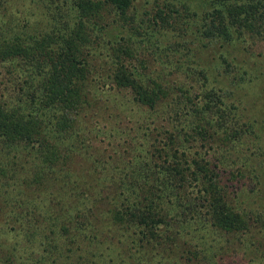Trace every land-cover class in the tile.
Here are the masks:
<instances>
[{
  "label": "trees",
  "instance_id": "1",
  "mask_svg": "<svg viewBox=\"0 0 264 264\" xmlns=\"http://www.w3.org/2000/svg\"><path fill=\"white\" fill-rule=\"evenodd\" d=\"M50 1L65 19L40 30L0 5V173H29L9 218L55 204L64 240L34 264H125L130 245L144 264H264V204L245 199H264V0H71L72 17ZM154 49L172 61L149 67ZM247 137L258 169L232 158Z\"/></svg>",
  "mask_w": 264,
  "mask_h": 264
},
{
  "label": "rangeland",
  "instance_id": "2",
  "mask_svg": "<svg viewBox=\"0 0 264 264\" xmlns=\"http://www.w3.org/2000/svg\"><path fill=\"white\" fill-rule=\"evenodd\" d=\"M5 2L6 6L4 9V12L2 14L3 17H10L11 14H15L16 18H22V15L29 16V20L34 26L36 25L37 29L40 30V28H43L44 26L48 25V23L57 24V20L59 17H63L61 15H58L56 11L53 9L52 1L50 0H24L19 2L18 4H15L12 0H0L1 2ZM60 0L58 3L62 4L63 9L62 11L65 12V15L70 14V17L74 16L73 11L70 9L71 0ZM149 1L148 4L145 2ZM199 0H170V2L178 3L183 2L192 5L194 8L198 7ZM153 3V0H136L135 5L137 9L142 12L145 7L151 6ZM146 8V9H147ZM25 13V14H24ZM14 17V16H13ZM65 19V17H63ZM19 20V19H18ZM127 33V34H126ZM103 35L105 38L109 39V41L118 39L119 36L126 37L128 35V32L126 30H122L117 27H111L108 30L103 32ZM191 40L197 39V36H191ZM174 41V40H173ZM106 52H109L110 50H105ZM151 54L149 51L145 52V62L149 67L152 68V65H156L155 61L164 66L167 65L168 61H172V56H169L166 58L163 53H160V51L154 49ZM96 54H99L98 51H96ZM99 58V56H98ZM102 58V57H101ZM102 69H106V66L103 65L102 61ZM0 75L6 79L10 78L9 74L5 73V70L0 68ZM7 80V79H6ZM102 90L105 91L104 94H106L109 91V87L106 86L105 88H102ZM100 92V91H99ZM113 91L110 93L112 94ZM111 94L104 95V100L106 97L111 98ZM120 95V94H119ZM95 97V96H94ZM97 100L100 98H103L102 95H99L98 97H95ZM99 98V99H98ZM109 106L108 102L105 101L104 105L102 106ZM135 110V107H133ZM106 110V109H105ZM98 111L96 115H94V119L99 120L98 125L99 126H105V127H111L113 126V118L118 117V113L116 111ZM107 112V113H106ZM150 115V114H149ZM132 116L135 117V112L132 113ZM115 121V120H114ZM123 126L125 127V124L123 123ZM138 134V133H137ZM136 134V135H137ZM251 140L249 137L244 139V143L242 146L238 149V152L234 153L233 157L235 156H244L247 158V162H249V165H252L255 167V169H258L257 166L258 162L263 160L262 157H257L252 153L251 149ZM253 141V140H252ZM18 156H24V154L19 153ZM9 159H13V155L8 157ZM7 158V160H8ZM7 160L3 161V168L6 167ZM17 162H21L25 165L24 161L21 159H17ZM2 172V171H0ZM29 173L27 170H24L22 168H14L11 173H6V175H2L0 173V231L3 230V233L0 234V264H34V261L39 259L40 257H44L45 259L49 255L47 250L48 244L52 242H56L58 245V251H62V244H63V237L59 238L58 231H56L58 228H60L59 221L61 220L57 215V209H55V204L52 206V211L50 212L47 207H44V212L40 216H37V219L35 220L32 217H28L29 222L24 221V219H19L18 221L14 218V214L11 215L12 218H9L11 210L19 211V208L16 209L17 202L20 205V200H24L26 198L24 187H25V180L28 178ZM261 183H264V174H262L261 177ZM39 197V194H38ZM41 198H36L35 202L40 204ZM246 201L255 204V206L258 203L264 204V199H258L257 196L254 194H250V196L247 197L246 194ZM40 200V201H39ZM42 202V201H41ZM43 206L45 204V201L42 202ZM41 212V211H40ZM39 212V213H40ZM38 214V213H37ZM36 214V215H37ZM5 220L7 222V225L5 224ZM5 224V225H4ZM6 226V228H5ZM49 227V228H47ZM45 228V229H44ZM56 230H54V229ZM5 229V230H4ZM26 229H36L37 235L30 237L25 236V230ZM39 229H42L40 231ZM53 229L54 232L51 233L50 230ZM76 231L71 230V235H74ZM126 232V231H124ZM113 233L108 235L106 234V239L102 238V243L96 242V248H101L102 250L105 249L111 242L110 237ZM65 238V237H64ZM31 240V242H29ZM125 240V239H122ZM128 242L127 240H125ZM80 242L82 244V250L91 249L90 247H87L88 241H81L78 239V243L80 245ZM135 245L127 246L126 255H125V264H144V259L146 257H141L139 254H136L134 251ZM63 252V251H62ZM61 252V253H62ZM130 254H134V256H130ZM86 255V253H84ZM53 256V255H52ZM68 256V257H66ZM133 257V258H130ZM91 260V258H89ZM106 259H108L106 257ZM53 260H56L57 263H63V264H78L75 262V258L73 255H70L68 253H64L60 255V258ZM93 260H96L94 258ZM48 262L51 261V256H49ZM87 262H84L82 264H86ZM101 264H117V263H101ZM119 264H123V262H119ZM145 264H148L146 262Z\"/></svg>",
  "mask_w": 264,
  "mask_h": 264
}]
</instances>
